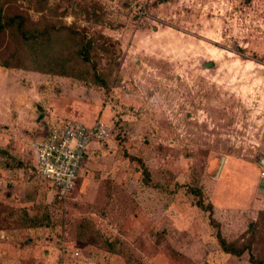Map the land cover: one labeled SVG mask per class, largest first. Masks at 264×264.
I'll list each match as a JSON object with an SVG mask.
<instances>
[{"label": "rangeland", "instance_id": "1", "mask_svg": "<svg viewBox=\"0 0 264 264\" xmlns=\"http://www.w3.org/2000/svg\"><path fill=\"white\" fill-rule=\"evenodd\" d=\"M37 2L9 11L114 48L97 77L72 38L38 59L0 35V264H251L217 231L264 260V0ZM67 118L111 136L60 200L30 143Z\"/></svg>", "mask_w": 264, "mask_h": 264}, {"label": "trees", "instance_id": "2", "mask_svg": "<svg viewBox=\"0 0 264 264\" xmlns=\"http://www.w3.org/2000/svg\"><path fill=\"white\" fill-rule=\"evenodd\" d=\"M9 1L10 0H0V35L9 33L13 36L15 42L30 50L35 57L41 59L43 57L49 58L56 53L58 48H61L62 40L67 38H72L79 42L76 49V54L81 58V60L91 63L94 67V71L97 73V60L99 58V53L108 56V53L113 50L114 45L107 44V39L101 34L95 35L94 37L88 36L87 33L79 28H75L71 24L59 23L53 20H43V22L33 21L28 14H23L21 12L9 11ZM41 5L42 9L51 12L53 6L48 2V0H40L36 3ZM94 8H96L94 6ZM36 10H39L36 8ZM99 17L96 10H94V18ZM97 22V20H94ZM99 142V141H96ZM31 168L38 175L32 159ZM143 173L145 179H148V171L143 168ZM77 183V181H76ZM194 194H196V203L206 210L211 209V204L205 201V196L200 190L194 189ZM255 221H252L248 227V232L253 230L255 226ZM216 237L218 239L220 248L225 252H230L235 255H241L245 250L250 252L249 261L251 264H264L262 258L255 257L251 252V245L247 242L231 241L228 242L219 231L216 232Z\"/></svg>", "mask_w": 264, "mask_h": 264}, {"label": "built area", "instance_id": "3", "mask_svg": "<svg viewBox=\"0 0 264 264\" xmlns=\"http://www.w3.org/2000/svg\"><path fill=\"white\" fill-rule=\"evenodd\" d=\"M110 136L111 128L103 121L84 124L71 118L59 120L31 141V159L38 175L51 183L62 200L74 187L88 144Z\"/></svg>", "mask_w": 264, "mask_h": 264}, {"label": "water", "instance_id": "4", "mask_svg": "<svg viewBox=\"0 0 264 264\" xmlns=\"http://www.w3.org/2000/svg\"><path fill=\"white\" fill-rule=\"evenodd\" d=\"M223 159H224V156H221V157H220V165H219V168H220L221 165H222ZM263 161H264V158H261V162H263Z\"/></svg>", "mask_w": 264, "mask_h": 264}]
</instances>
